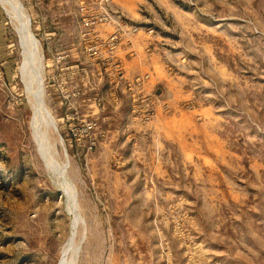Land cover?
<instances>
[{
  "label": "rangeland",
  "instance_id": "obj_1",
  "mask_svg": "<svg viewBox=\"0 0 264 264\" xmlns=\"http://www.w3.org/2000/svg\"><path fill=\"white\" fill-rule=\"evenodd\" d=\"M139 13L0 0V264L60 263V171L79 210L71 264H264V0ZM140 34L155 64L131 73L120 52Z\"/></svg>",
  "mask_w": 264,
  "mask_h": 264
},
{
  "label": "bare ground",
  "instance_id": "obj_2",
  "mask_svg": "<svg viewBox=\"0 0 264 264\" xmlns=\"http://www.w3.org/2000/svg\"><path fill=\"white\" fill-rule=\"evenodd\" d=\"M21 25H22V29H21L22 41H23L25 56H26L28 62H31L30 60H32V58L34 57V54H36V49H37L38 43L33 38L32 34H31V31L28 28L27 21L26 22L25 21L21 22ZM38 68H37V70H39ZM36 126H38V125H36ZM39 127L40 126H38L37 129H40ZM41 140H42V138H41ZM43 141H45V140H43ZM43 141H42V143L44 144ZM45 142H46L45 143L46 145H44V148H45V151H46V154H47L49 152H47L48 150L46 149L45 146H47V144H50V143H48L47 140ZM43 144H42V146H43ZM42 146H41V150H42L41 152L44 151V149H42ZM43 154H45V153L43 152ZM52 162H56V161H52ZM60 172H62V181H63V184H61L60 187L65 192H67V195H68V198H69V204H70L69 208H70V212L72 214V221H71V228H70V237L67 240V242L63 245L62 257H61V260H60L59 264H71V262H75L76 253H77V251L79 250V247H80L79 243L75 240V237L78 234L79 210H78V207H77L74 191L72 190V182H71L69 176L67 175V173L65 171H60ZM82 226H83V224H82ZM68 252H72V258H70V260H67V258H66V255H67Z\"/></svg>",
  "mask_w": 264,
  "mask_h": 264
},
{
  "label": "crops",
  "instance_id": "obj_3",
  "mask_svg": "<svg viewBox=\"0 0 264 264\" xmlns=\"http://www.w3.org/2000/svg\"><path fill=\"white\" fill-rule=\"evenodd\" d=\"M143 1L144 0H116L117 4L120 5L130 15H132L134 19L139 18V9ZM146 41L147 35L140 34L137 40L134 39L132 41V44H128V46L124 47V49L120 52V55L124 56L126 60V65L129 72H143L145 70H148L150 66L155 64V58H152V62L148 61L149 58L145 53V47L147 46ZM159 79L160 78L155 79L152 85L155 86V84L159 82ZM169 135L171 138H175V134L170 131Z\"/></svg>",
  "mask_w": 264,
  "mask_h": 264
},
{
  "label": "built area",
  "instance_id": "obj_4",
  "mask_svg": "<svg viewBox=\"0 0 264 264\" xmlns=\"http://www.w3.org/2000/svg\"><path fill=\"white\" fill-rule=\"evenodd\" d=\"M102 1H104V2H108V1H110V0H102ZM94 22H97V20H94V21H87L86 19H84V24H85V25H88V26L92 25ZM94 53H96V52H94ZM92 128H93V123H92V122H90V123H85L84 126H83V128L81 129V132H82V133H84V132H88V131L91 130ZM75 135H79V134H77V131H76Z\"/></svg>",
  "mask_w": 264,
  "mask_h": 264
},
{
  "label": "water",
  "instance_id": "obj_5",
  "mask_svg": "<svg viewBox=\"0 0 264 264\" xmlns=\"http://www.w3.org/2000/svg\"><path fill=\"white\" fill-rule=\"evenodd\" d=\"M30 23V22H29ZM31 29V28H30ZM33 33V32H32ZM34 35V34H33ZM54 119V118H53ZM55 129L57 130L56 121L54 120Z\"/></svg>",
  "mask_w": 264,
  "mask_h": 264
}]
</instances>
